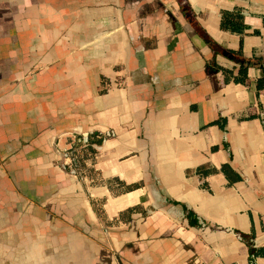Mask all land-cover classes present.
<instances>
[{
    "label": "crops",
    "instance_id": "0c3cea01",
    "mask_svg": "<svg viewBox=\"0 0 264 264\" xmlns=\"http://www.w3.org/2000/svg\"><path fill=\"white\" fill-rule=\"evenodd\" d=\"M187 2L220 47L264 60V0ZM234 10L243 35L219 27ZM212 58L177 0H0V264H250L264 72L235 83L238 64ZM91 134L76 176L67 155ZM222 165L239 179L195 173Z\"/></svg>",
    "mask_w": 264,
    "mask_h": 264
},
{
    "label": "trees",
    "instance_id": "16d2710c",
    "mask_svg": "<svg viewBox=\"0 0 264 264\" xmlns=\"http://www.w3.org/2000/svg\"><path fill=\"white\" fill-rule=\"evenodd\" d=\"M179 9L186 19L188 23L192 26L194 31L202 38L204 43L212 50L213 58L211 62L208 64L207 69L208 71H215L216 70V64H215V56L217 54H222L226 58L232 60L236 64H238L239 69L237 72V75L233 78V81L235 83H244V81L247 78V70L248 68H260L264 72V60L258 59V60H247L245 59L241 52H233L228 51L220 47L217 43H215L207 34L206 32L200 27L198 22L195 19V14L192 11L190 5L188 4L187 0H177ZM220 29L222 31L229 32L231 34L236 35H243L245 30L247 29V26L244 23V16L241 11L234 10V11H222L220 13ZM254 33H257L256 31ZM264 88V77L258 79L256 81V90L259 91ZM264 126V123H263ZM102 142V137L96 134H91L86 137H79L75 140L72 150L70 151L71 154H75L77 151L83 150L81 147L83 145H86L88 148H90L91 145H99ZM86 147V148H87ZM85 148V149H86ZM87 148V149H88ZM89 150V149H88ZM69 170L68 168H66ZM93 172L92 170L90 173ZM222 173L229 181H235L238 180L239 177L236 176L230 169L228 165H222L220 169H215L210 166H203L199 167L195 170V173L200 176L201 178H205L206 176L210 174L215 173ZM112 182L117 183L120 187L123 188V190H130L133 187H126L121 182L114 180ZM186 212V218L190 220L194 216L192 212L187 211ZM240 239L246 244L248 248V254H249V262L250 264L253 263L254 258L256 257H264V249H256L253 247V235H244L240 234Z\"/></svg>",
    "mask_w": 264,
    "mask_h": 264
},
{
    "label": "rangeland",
    "instance_id": "374dc122",
    "mask_svg": "<svg viewBox=\"0 0 264 264\" xmlns=\"http://www.w3.org/2000/svg\"><path fill=\"white\" fill-rule=\"evenodd\" d=\"M88 148V147H87ZM83 149L81 151H79L77 155V159L75 160V162H72V166L70 165L69 167L72 168V170H75L74 174L77 176H83V174H88V176H90V172L91 171L88 167V160L90 159V155L88 154V150ZM69 156H72V154L70 153Z\"/></svg>",
    "mask_w": 264,
    "mask_h": 264
},
{
    "label": "built area",
    "instance_id": "2783aa9c",
    "mask_svg": "<svg viewBox=\"0 0 264 264\" xmlns=\"http://www.w3.org/2000/svg\"><path fill=\"white\" fill-rule=\"evenodd\" d=\"M75 140H74V142H75ZM74 142L72 143V147H73ZM72 147L70 148L69 153L67 155V157L69 158V165H71V166H72V162H75V160L77 159V155L76 154L79 153V151H77L75 154H72V156H69L70 155V151L72 150ZM86 147H87L86 145H83L81 148L85 149ZM72 171L75 172V170H72Z\"/></svg>",
    "mask_w": 264,
    "mask_h": 264
}]
</instances>
